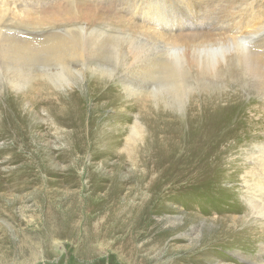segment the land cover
I'll return each mask as SVG.
<instances>
[{
    "label": "rangeland",
    "instance_id": "obj_1",
    "mask_svg": "<svg viewBox=\"0 0 264 264\" xmlns=\"http://www.w3.org/2000/svg\"><path fill=\"white\" fill-rule=\"evenodd\" d=\"M242 22L258 35L189 50L181 85L128 77ZM263 37L264 0H0V170L30 165L0 193V264H264V92L236 58ZM39 39L81 56L3 47Z\"/></svg>",
    "mask_w": 264,
    "mask_h": 264
},
{
    "label": "bare ground",
    "instance_id": "obj_2",
    "mask_svg": "<svg viewBox=\"0 0 264 264\" xmlns=\"http://www.w3.org/2000/svg\"><path fill=\"white\" fill-rule=\"evenodd\" d=\"M236 24H238V25H236L235 27L230 25V24H229L230 28L227 27L228 28V31H227L228 37L226 38V40L222 38L221 35H224V34H222L221 32L213 33L214 31H221V27L218 29H213V30H210L209 28H207V29L202 28V30H199V31H201L200 33L202 34V36L200 38H197L199 35H196L197 39H195V37H193L191 39L192 42L190 44L188 43L189 44L188 49L186 48V45H185L184 46L185 50H177L174 53V55H176V57L178 59L177 64L174 63L173 60L165 59L163 61H154L152 63H147V64L143 65L142 68H137V67H139V65L137 67L134 66L132 68V70L128 71V77L136 78L137 80H140V81L145 80V79H152L153 77H156V78H159L161 80H167V82L164 84H167L168 87L170 85H177V84L181 85L183 78L187 79L190 76L189 70L191 69V67L188 66L189 61L187 60V58L189 56V54H188L189 50H195L196 47H199L202 50V52H208V58L216 63V61H215L216 57L213 55L215 51L221 50V47H222L224 49V52H223L222 56H220V57L223 58L226 56L225 53H226L227 48L230 49V47H232V48L237 47V45H238L237 44V38L233 37L234 34H237L236 32H241L244 35L250 36V38L258 35L256 33V31L254 32L253 30H250L251 32H248V33L244 32L242 29V28H244L243 26H245L243 22L242 23H236ZM244 30H245V28H244ZM183 32H184L183 30H180L179 35H176L177 37L174 40L175 42L177 41L176 45H179V46L184 45V43L180 39L186 38L185 36H195V35H191V34L185 35ZM16 39H19V38H16ZM40 40H42L41 41L42 45L37 49V53L34 55H30L29 53L26 52V51H29L31 49V47L29 45H26V44L18 45V44H20L19 41L16 42L17 44H13L12 43L13 41L10 42L9 46L3 44V47L7 46V48L11 49V52H13V51L17 52L16 54L13 52L14 55L20 54L17 56L16 60H18V62H22V64H24L23 62L26 60H33L36 58H40V56H41V57H45V58H50L53 61L57 62L58 64L66 66L64 64V62L67 59V57H72V58L78 59L81 56V51L77 47L75 39L67 41V42H62V41L57 40V39H53V40L52 39H39V41ZM106 40H107V38H104L101 42L96 41L95 44L92 45L93 48L91 46L93 56L97 57L96 55L101 56L103 54L100 52L96 53V49L103 50V52H104L105 50L103 48V44H104L103 41H106ZM6 41H9V39L4 40V42H6ZM165 41H167V40H165ZM109 43H111V42H109ZM185 43H187V42H185ZM172 45H174V44H172ZM186 49H187V52H186ZM229 51H232V50H229ZM112 54H113V56H115L117 58L118 62H120L122 60L121 55H120V51H116V48L114 49ZM236 58L241 62V64L244 63L242 65L247 72L246 77L251 78L253 80V82H255L257 85H259V90L261 92H264V37H263V40H261V42L259 44H257V40H255V45L253 48H251L250 53L244 54L243 52H240L236 56ZM225 61H227V60H225ZM116 64H119V63H116ZM202 71L204 72L205 69L202 68ZM21 74L22 73H20L18 76L15 75L16 80H10V82L15 84L14 82H16V81H19V82L22 81L24 79V77H23V74L22 75ZM53 76H55V74ZM169 93L171 94V92H169ZM136 127H138V126H136ZM9 148L14 149L12 147H9ZM197 149L199 151H202L201 148H196V150ZM204 152H205V150H204ZM200 154H202V153H200ZM13 159L14 158L10 159L9 165H11V163L13 162ZM209 159L210 158H208V160ZM16 163H18V162H16ZM258 165L262 167L263 174H264V162H259ZM29 168H30V165L28 164L27 166L26 165H19L16 168V170H14V169L5 170V171L0 170V193L5 192V191H3L4 188H6V190H9L11 188V186L15 185L17 182H22V184H23L24 181L25 182L28 181L27 175L29 173L27 174L26 172H28L27 170ZM263 179H264V176H263ZM33 181H35V180H33ZM253 190H254L253 192H255V190H256L259 193L257 196L254 195L256 199L254 202H253L254 199H252L253 205L255 207L256 202L260 203L259 209L260 210L262 209V215L264 217V182H259L258 184H256ZM253 194H255V193H253ZM259 199H261V200H259ZM246 259H248V257H246Z\"/></svg>",
    "mask_w": 264,
    "mask_h": 264
}]
</instances>
